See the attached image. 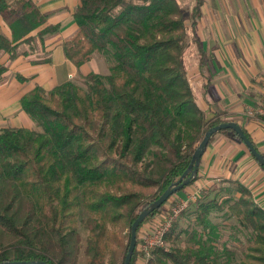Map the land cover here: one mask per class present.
<instances>
[{"label": "trees", "instance_id": "16d2710c", "mask_svg": "<svg viewBox=\"0 0 264 264\" xmlns=\"http://www.w3.org/2000/svg\"><path fill=\"white\" fill-rule=\"evenodd\" d=\"M201 4L194 0L187 25L177 0H79L63 54L76 68L102 54L108 72L78 73L79 83L66 79L48 90L36 85L19 101L35 127L0 128V263L114 264L120 251L123 264L132 221L179 178L204 132L228 121L207 117L186 73L187 29L199 59L204 55L196 35ZM0 16L10 19L11 38L0 28V52L11 59L46 22L33 0H0ZM219 131L241 140L231 129ZM202 197L194 227L174 235L172 223L164 236L166 242L184 232L190 245L154 248L144 264H264V209L249 189L226 179ZM221 210L236 219L230 240L238 249L221 241L223 223L209 218ZM137 254L136 243L129 264Z\"/></svg>", "mask_w": 264, "mask_h": 264}, {"label": "crops", "instance_id": "0c3cea01", "mask_svg": "<svg viewBox=\"0 0 264 264\" xmlns=\"http://www.w3.org/2000/svg\"><path fill=\"white\" fill-rule=\"evenodd\" d=\"M33 1L46 14V22L28 33L33 35V40L18 44L21 53L16 57L11 59L7 52H0V66L4 69L0 74V128L35 126L19 101L36 85L48 90L78 73L95 71L88 65L93 57L76 68L62 50L63 41L76 30L73 10L79 0ZM208 2L212 9L207 12L204 5ZM241 2L243 9L239 10V0H202L196 35L204 55L200 60L195 47L196 69L193 73L199 93L198 99L195 95V101L207 117L214 115L237 122L264 155V112L257 111L264 109V0ZM228 4L235 10L228 11L225 7ZM203 20L211 25V29H205L207 35L202 30ZM48 24L59 27L44 34L43 38L35 35ZM0 28L11 38L7 16H0ZM208 68L214 69L209 72ZM186 73L189 79L192 78L187 68ZM258 100L262 101L261 105H257ZM226 179L241 182L257 205L264 209L263 169L232 132L218 131L201 155L195 179L168 200L174 206L193 191H217ZM204 196L202 199L209 197ZM195 206L196 203H188L183 209L190 211L192 216Z\"/></svg>", "mask_w": 264, "mask_h": 264}, {"label": "rangeland", "instance_id": "374dc122", "mask_svg": "<svg viewBox=\"0 0 264 264\" xmlns=\"http://www.w3.org/2000/svg\"><path fill=\"white\" fill-rule=\"evenodd\" d=\"M139 1V0H138ZM229 1V0H228ZM243 1H247V0H243ZM194 0H177V3L179 5V7L181 8V10L183 11L184 14V19L186 24L188 25L190 22V18H189V12L191 9V6L193 4ZM239 10L243 9V4L241 2V0H239ZM206 7V11H211L212 9V4H210V2L205 3L204 8ZM226 9L228 11H232L235 10L231 7L230 4L225 5ZM203 8V10H205ZM237 9V8H236ZM242 13V12H240ZM206 20L202 21V30L204 31L203 33L205 35H207L208 32H205V29H208V27H210L211 29V25L208 26ZM187 37H186V53L184 54V60H185V64H186V68L188 71V74L190 75L189 80H191V84H192V89L194 92V96L196 95V99L199 98L198 96V83L195 82L194 78V70L196 69V54H195V43L191 42L190 40V31L187 29ZM46 54V53H45ZM44 54V55H45ZM261 54V53H260ZM259 54V55H260ZM263 55V54H261ZM93 59L89 62V67H91V69L93 68V70H95L96 72L99 73H107L108 72V67H109V59L102 55V54H95L92 56ZM193 69V70H192ZM214 68H208V71L210 72L211 70H213ZM215 72V71H214ZM244 72V71H243ZM244 74V73H243ZM245 75V74H244ZM259 76V75H258ZM70 80H73L74 82H78L80 81L81 77H79L78 74L72 76L69 78ZM261 87V86H259ZM259 103H262V101L258 100L257 105H261ZM256 105V104H255ZM262 105H264V103H262ZM35 127V126H34ZM193 192H198L199 197L198 199L203 195L205 196H209L212 197L215 194V191H193ZM204 196V197H205ZM222 197V196H221ZM197 199V200H198ZM197 200L195 201H189V203H193L195 204L197 202ZM173 203V202H172ZM172 203L170 204V200H167L161 207V210L159 211V213H157L154 217L150 218V219H146L145 221H143L142 225L139 227L138 230V235L136 236L138 239V242L136 240L137 243V251L138 254L136 255V261L134 262V264H144V262L146 261V258L149 257L150 255H147L143 249V244H144V236H149V234L153 231H155L157 228V226H159L162 221H164V218L167 216V214L170 212L171 208L174 207L172 206ZM176 203V202H175ZM179 203V202H177ZM176 203V204H177ZM226 210H221V211H211L209 214V218L211 219L212 222L214 223H223L221 224V241L223 239H227V246L231 247L234 246L237 249L238 247V243L236 240H230V236H234V231L232 230L231 226L236 223V219L233 216H230L228 218L227 213L225 212ZM193 215L191 216L190 211L188 210H184L182 209L176 216L175 220L173 221V224H175L174 226V232L173 234L176 235L178 234V232L180 230H184L185 228H187L188 226L190 230L193 226ZM79 229L81 232V235L84 237H86L87 235V231L82 227L81 224H79ZM194 227V226H193ZM127 235H128V230L127 228L124 229L122 231V239H124V243L127 242ZM174 235L172 237L171 240H166V242H164L163 247L164 248H169L173 245L179 246V247H187L190 245V242L187 238V234L186 233H182L179 237L174 238ZM241 240H244L243 237H240ZM151 254V253H150ZM109 259V258H108ZM122 260V252L119 251V253L115 256L114 258V264H120Z\"/></svg>", "mask_w": 264, "mask_h": 264}, {"label": "water", "instance_id": "95a60500", "mask_svg": "<svg viewBox=\"0 0 264 264\" xmlns=\"http://www.w3.org/2000/svg\"><path fill=\"white\" fill-rule=\"evenodd\" d=\"M221 129H231L234 133H236L237 136L241 139V141L245 144L251 155L255 158V160L264 167V155L257 150L251 139L246 135L243 128L237 122L228 120L209 127L204 132L201 140L199 141L198 145L196 146V148L194 149L191 155L188 166L182 172L179 178L176 181L170 183V185L164 191H162V193L156 199L149 202L147 206H145L139 212L137 217L132 221L130 225L129 244H128L127 252L124 257L123 264H129L131 260L132 253L136 245V232L139 224L144 220V218L150 212L160 207L161 204L164 201H166V199L171 194L182 189L185 185H188L195 179L201 155L203 154L211 136ZM0 264H49V263L42 260H19V261L1 262Z\"/></svg>", "mask_w": 264, "mask_h": 264}, {"label": "built area", "instance_id": "2783aa9c", "mask_svg": "<svg viewBox=\"0 0 264 264\" xmlns=\"http://www.w3.org/2000/svg\"><path fill=\"white\" fill-rule=\"evenodd\" d=\"M264 81V77L262 78ZM260 113L264 112L263 108H260L257 110ZM199 197L198 192H192L189 196L184 198L180 203H177L174 205V207L171 208L170 212L167 214V216L164 218V221L157 226L156 230L151 232L149 236H144V244L143 249L145 252H147V255H150V252L157 247H162L164 244V236L165 233L170 229L173 221L175 220L177 214L189 203V201H195Z\"/></svg>", "mask_w": 264, "mask_h": 264}]
</instances>
